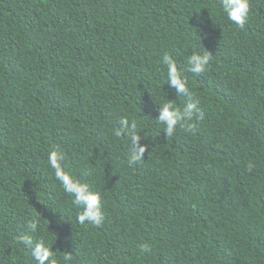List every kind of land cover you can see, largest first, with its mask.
Segmentation results:
<instances>
[{
    "label": "trees",
    "instance_id": "16d2710c",
    "mask_svg": "<svg viewBox=\"0 0 264 264\" xmlns=\"http://www.w3.org/2000/svg\"><path fill=\"white\" fill-rule=\"evenodd\" d=\"M249 3L241 28L220 0H0V264H36L20 238L39 214L57 264H264V0ZM165 54L203 112L171 137L159 104L188 98ZM121 118L141 122L139 164ZM54 148L100 194V226L77 221Z\"/></svg>",
    "mask_w": 264,
    "mask_h": 264
},
{
    "label": "clouds",
    "instance_id": "9594fccd",
    "mask_svg": "<svg viewBox=\"0 0 264 264\" xmlns=\"http://www.w3.org/2000/svg\"><path fill=\"white\" fill-rule=\"evenodd\" d=\"M220 7L229 21L238 27H244L249 18V0H220ZM211 59L212 56L209 51L204 53L193 52L186 58V63L191 72L199 74L205 72ZM163 63L167 65L166 75L170 86L175 89L178 95L188 98V102L182 108L177 107L170 99L159 104L158 115L155 120L164 125L163 130L166 137H171L178 126L191 130L194 127L192 121L202 118L203 112L198 107L199 101L192 99V94L187 87L188 82L178 69L174 59L169 54H165ZM140 129H142L140 121L121 118L114 133L117 137L126 136L128 139L127 163L129 165L141 163L146 151H148V146L140 142L141 137L137 134ZM63 160L64 155L57 148L48 153V164L60 182L63 192L72 197V204L79 209L77 221L80 224L87 222L93 226H100L105 219L100 194L91 190L87 183L74 179L70 173L65 171ZM39 217L40 214L27 223L26 227L29 234L22 236L21 242L30 249L36 264H57L53 258L54 251L51 244L43 238H34V234L39 228ZM140 250L148 251L147 244H141ZM64 259L70 261L71 256L66 255Z\"/></svg>",
    "mask_w": 264,
    "mask_h": 264
}]
</instances>
